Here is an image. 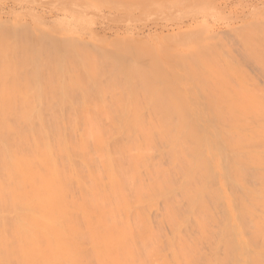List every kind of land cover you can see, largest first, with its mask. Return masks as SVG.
<instances>
[{"label": "bare ground", "instance_id": "6f19581e", "mask_svg": "<svg viewBox=\"0 0 264 264\" xmlns=\"http://www.w3.org/2000/svg\"><path fill=\"white\" fill-rule=\"evenodd\" d=\"M6 28L0 33V264H264V112L258 114L264 104L249 92L255 89L244 91L250 89L259 111L241 112L253 102H242L241 90L238 99L215 96L222 82L216 69L214 82L205 77L214 67L204 65L201 50H176L183 64L175 66L162 44H146L144 52L145 43L136 42L132 64L126 58L128 67L113 65L114 72L110 56L105 67L96 61L100 48L92 41L97 52L87 55L91 47L85 53L89 46L81 48L78 36L69 41L60 32L62 42L84 50L72 56L75 65L67 44H60L66 58L62 47L60 57L46 55L52 46L45 54L44 46L21 45L24 34L17 33L20 43L10 42ZM50 37L45 45L56 42ZM243 38L250 40L237 41ZM118 56L123 65L128 56ZM203 74L211 91L199 82ZM223 77L232 89V77L226 85ZM197 89L212 95L197 97Z\"/></svg>", "mask_w": 264, "mask_h": 264}, {"label": "rangeland", "instance_id": "374dc122", "mask_svg": "<svg viewBox=\"0 0 264 264\" xmlns=\"http://www.w3.org/2000/svg\"><path fill=\"white\" fill-rule=\"evenodd\" d=\"M139 1H137V0H126V1L125 0H122V1L121 0L120 1L119 0H111V1L110 0H97V1H93V0H0V20H5V22H4L5 24H6V21L9 20V22H12L11 23L12 25L10 23L9 24L7 23V24L11 25V28H13L12 30H10V28H6L7 24L5 27V25L3 26L4 23H2V24H0V33H1V31L3 33V29H5V28H6V30L9 29V31H7V32L9 33V36H11L13 34L12 35L13 38H12V36H11V39L9 36L7 37L6 33H5V36L8 40H10V42L11 41L17 42L16 39H18V38H20V36H22L20 34H24V36L21 37L23 42L20 43L19 41L21 39H18V44L19 43L21 45H23V44L28 45L29 44L28 46L32 47V48H37V47L39 48V47L44 46V48L43 49L41 48V49H42V52H45V54L48 51V50L44 51L46 47L48 49L52 48V50L50 49L51 51H48L50 53L47 52L46 55H48V54L50 55L51 53L53 55H55V53H56L60 57L61 53L64 52V54H63L64 58L67 57L74 64H75L76 59L72 56H74V54H76L78 57L79 51L84 52V50H86L85 51V53H86L88 51V49L91 47V45H93V44L94 45L92 47H95V49H96V46L98 48H100L98 52L96 51L98 49L95 50L98 53V54L95 53V57L97 58L96 61H98V58H99L100 59V65L102 64L101 66H104V67L106 65V64H104V62L106 63V59L109 56L111 57V55H110L111 52L113 53L112 56L114 54L119 55V56H121L122 54H124L122 56L127 55L128 57H125V58L123 57L124 58L123 65L121 62L122 59L117 60L115 58V55H114V57H112V58L109 57V59H107L108 64L112 63V64H110V66H112V68L114 69V72H115V67H116V69H118V67L119 68H122V67L127 68L129 65L132 64L131 63V61H132L131 56L133 55L132 51H134V49L136 48V46L134 47V44L136 45V42L145 43L142 46L143 47L142 51H144V49L147 48V47L144 48V45H146V44H148V46H150L149 49L150 48L156 49V48L160 47L159 44L160 45L162 44L163 49L165 51L167 49V51H166L168 53L167 57L168 58H169V56L172 57L171 60H173V64L175 66H180L181 64H183V63H181L182 58H181V60L178 58H175V57H177L174 54L176 50H179V49L181 50L182 48H184V49L191 48V49H194L196 51L201 50V51H197V52H198L199 57L203 56L204 60L203 59H201V60L203 61L204 65L208 69L210 66L214 67L213 71L208 70V71L204 72L206 74L205 77L206 78L209 77L210 80L212 79L211 80L212 82H214L216 79L218 81L222 82L221 85L216 84V87H217L216 90L222 91V93H221L222 95L221 94H217V95L215 94V96L224 97V94H225L227 96V98L233 100L234 99V98H232L233 96H235L238 99L239 97H237V95H239V94H237V93L242 92V94H240L242 96V99L240 98L242 100V102L244 99L248 100L250 102V99L253 98L252 96L256 97V95H259V98H257V97H256V99L254 98L256 100V103L258 104V106L261 107L262 104L259 100H261V101L263 100V104H264V99H262V98H264V95H262V93L264 94V76H263L264 75V73H263V69H264V65H263L264 64L263 63L264 62L263 61L264 56L263 55L264 54H262V53H264V49H263L264 48L263 47L264 46V44H263V42H264L263 41V39H264L263 38L264 37V30H263V28H264V26H263L264 25V0H162V1L161 0L160 1L159 0H156V1L155 0H152V1L151 0H146V1L142 0V3H141V1L140 2ZM84 3H86V4H84ZM92 3H94V5ZM93 6H95V7H93ZM109 19H110V21H108ZM10 20H12V21H10ZM23 23H25L26 25L28 24V25L26 26ZM20 24L21 25L23 24L22 26L25 30L24 32H22V30H21L20 31L21 33L19 32V29H20L19 27H22ZM248 24H250V26H248ZM261 25H262V27H261ZM1 26L5 27V28H1ZM14 26H16V27H14ZM256 26L258 27V29ZM26 28L28 29L27 31H26ZM235 28H236V30H235ZM254 28H255V30H253ZM16 29L18 32L17 31L15 32ZM66 29L69 30L70 33L65 32ZM39 30H40V32H39ZM239 30H241V31H239ZM251 30H253V31H251ZM259 30H260V32H259ZM12 31L14 33H12ZM30 31L32 32V35L34 36V38L32 35H30L31 34ZM238 31H239V33L240 32L241 33L238 34ZM256 31H258V32H256ZM27 32L28 33L30 32L27 35L28 37H26V38L30 37L29 38L30 42H29V39L28 40L24 39L25 34H27ZM55 32H57V33H55ZM60 32H63L62 34L66 33L65 37H67L68 40H69V38L75 39L77 36H78V38L80 37L79 39L81 40V42L83 40H85V43L83 44L84 41L82 43L79 42L78 38H76L77 42L80 45L81 44L84 46L87 45L89 47L87 49L83 50L81 48H84V46L81 45L82 46L81 47L79 45V47H81L80 48L81 50L79 49V51L76 52L77 47L76 48L73 47L74 48V50H73V48H71V46L72 45L77 46L78 43L74 42V43H76V44H74L72 42L73 41L72 40L70 43H73V44L70 46V43L68 45V43H65V41L62 42L61 39L63 40L64 35H62L63 36V38H62V36L60 35ZM222 32H224V34ZM15 33H17L16 37H18V38L14 37ZM220 33H222V34H220ZM39 34L42 37L39 36ZM225 34H227V35H225ZM251 34L252 35L254 34V36H256V37H253V38H255L256 45L254 44V41H253L254 39L250 38L252 36ZM3 35L4 34H2V35L0 34L1 37H3ZM35 35H37V39H39L38 38V36H39L41 38V40H43V41L41 42L40 39L39 40L36 39L34 41L35 45H33L32 41L35 39ZM215 35H216V37H215ZM218 35H220V36H218ZM241 35H242V37L245 36L246 38L248 37L250 39L249 40L247 38L249 40L248 42L246 41L248 43V45H247V43H245L244 38H243V41H239V42L237 41V40H242ZM44 36H46V37L49 36L48 39L51 38L50 36H54L52 38V40H54V38H55L56 42L53 41L54 43H53V45H51L52 42L50 41L51 43L48 42L49 46L47 44H46L47 45L46 46L45 43L47 42V38ZM257 36L262 38V39L258 38ZM56 37H57V39H59L58 40V46L59 47L57 46V48L55 47V45L57 44ZM60 37H61V39H60ZM219 37H220V39L222 38L221 39L222 41L218 39ZM14 38H15V40H13ZM32 38H33V40H32ZM43 38H46V39H43ZM257 39H259L260 41H258ZM117 40L120 43H118ZM126 40H129V41H127V43H128L127 47H126L127 43L125 42ZM218 40L221 41L220 42L221 47L219 46ZM37 41H38V45H37ZM91 41L93 42V44L91 43ZM257 41L263 44V46H262V44L260 45L263 50L258 45L260 43H258ZM66 42H68V41H66ZM124 42L126 43V45ZM61 43H63L64 46H66V44H67L68 47L70 46L69 47L70 49L69 48L68 49L69 50L72 49V51H75L76 53L74 52L73 55H70L69 54L70 51L68 50V52H69L68 54L71 56V58L66 56L65 53H67V48H66L67 46L65 47L66 49L64 48V46H61L65 50L62 52L61 51L62 48L60 47ZM113 43L116 44V46H118V47L120 46V48L112 47ZM130 43L133 44L132 45L133 47L130 46L132 48L129 47V45H131ZM227 43H231V45L227 44ZM249 44H251L252 46ZM141 45L142 44L140 43L138 46L141 48ZM50 46H52V47H50ZM230 46H232V48L233 47H235V48L232 49ZM250 46H251V49H248V50L244 49V48H249ZM254 46L256 47V49L259 46L258 50L261 53L260 57L262 58V61H259V62L256 61V60H261V59L258 58L259 57V51L258 50L256 51ZM92 47H91V49H92ZM124 47H126V48H124ZM162 47H160V48H162ZM227 47L230 48L231 51ZM53 48H55V50H57V51H55ZM111 48L115 51H113ZM238 48H239V50H236V52L237 51H239V52L237 54H235L234 50L238 49ZM91 49L87 52V55H90L89 52H92L94 50V49H92V50ZM106 49L109 50L108 51L109 54H105L104 50H106ZM220 49H221V51H218ZM224 49L226 51H224ZM53 50H54V53H53ZM101 50L103 51V53ZM110 50H112V51L110 52ZM125 50H128V52L126 51L127 54L125 53ZM249 50H251L252 53L255 52V53H253L254 56H252L253 54H250L251 51L249 53ZM261 50H262V52H261ZM60 51H61V53H59ZM95 51H93V52H95ZM118 51H119V53H118ZM140 51H141V49H140ZM222 51H224L226 53H224ZM227 51H229V52H227ZM247 51H248L249 55L247 54ZM144 52H147V51L145 50ZM232 52H233L234 56L231 54ZM243 52H245V53L243 54ZM257 52H258V55L256 56ZM85 53H84V55H85ZM106 53H107V51H106ZM93 54L91 53V55H93ZM226 54L228 57H226ZM238 54H240L239 57H237ZM241 54H243L245 57L243 56V58H241ZM63 55H62V57H63ZM80 55L84 56L82 53H80ZM139 55H141L140 59H143L145 57L143 54H139ZM145 55H147V54H145ZM100 56L102 57V59ZM103 56H104V58H103ZM249 56L251 58L252 57L253 58L251 59ZM137 57L139 58V56H137ZM72 58H74L75 60L73 59L74 60L73 61ZM93 58L94 57H92V59ZM114 58H115V60H114ZM126 58L128 61L130 60L129 64L127 63ZM79 59H81V64H82L83 60L80 56H79ZM216 59H218L220 62L219 61L217 62ZM221 59H223L222 61H226V63L228 62V65L224 64V62L222 63ZM240 59H243V60H240ZM116 60H117V63H115ZM125 60H126V63L128 66H125L126 65ZM144 60H141V61L146 62V65H147L148 60H145V61ZM183 60H184V58H183ZM189 60H190V58H189ZM236 60H237L236 64L239 66H237L235 64ZM247 60H249L250 62H247ZM141 61L139 60L137 62L138 65H141V64L145 65V63H143ZM243 61H244L245 65L247 63L249 65L247 64L245 67L243 64ZM252 61L254 63H252ZM255 61L257 62V64L255 63ZM98 62H96V63H98ZM118 62H119V64H118ZM231 62H233V63H231ZM260 62H261V64H260ZM75 65H77V64H75ZM78 65L80 66L79 63H78ZM113 65L114 66L116 65V66L114 67ZM220 65H221V69H220ZM250 65H251V67H250ZM256 65L258 67H254ZM259 65L260 66L263 65V66L259 67ZM217 66H219V67H217ZM222 66H223V68L225 67L224 72L226 71L229 74H226V72L225 73L222 72L223 71ZM227 66H228V68H227ZM247 66H249L250 68ZM242 67H245V68H242ZM112 68H110L111 70L110 69L109 70L111 71L112 74H114V72L112 71L113 70ZM235 68L236 69L238 68V69L236 70ZM241 68H242V70H241ZM252 68L253 69L255 68L254 70H256V71L260 69L259 72L261 74L259 72H256V71L254 72V70ZM215 69L218 73L216 79L213 78V76L215 77ZM109 70L107 71V69H106L105 71H103V73L106 74L107 72H109V74H110ZM243 70H245V71H243ZM261 70H262V72H261ZM237 72H238V76L236 75ZM240 73H242V74L244 73V74L242 75ZM112 74H110V75H112ZM224 74H226L228 76V78ZM107 75H104V78H106ZM232 75L233 76L236 75V76L233 77ZM240 75H242V76H240ZM223 76H225V78ZM203 77H204V74H203ZM205 77L202 78L201 81H199L201 84L203 83V81L206 80ZM222 77L225 80V85H226L227 81L232 77L230 79L231 82L228 81L227 84L232 83L231 87H232L233 91H235V92H233L229 86H227V85H226V87L224 86V84H223L224 81H223ZM237 77H239V78H237ZM243 77H245V79L247 81H245V79H242ZM246 77H248L249 80ZM108 78L110 79V77H108ZM209 78L206 81L207 83L204 82L205 84L203 83L204 85L202 84V86H204V88L207 87L205 90L208 89L209 91H211L210 87L212 85L206 86V84H209L208 81L210 82ZM250 78H251V80H250ZM255 78H256V80H255L256 82L254 83ZM226 79H227V81H226ZM238 80H240L241 83H239ZM237 81H238V83H237ZM248 81H250L251 83L250 82L248 83ZM262 83H263V85H262ZM255 84L256 85L260 84L259 85L260 87L254 86ZM244 85H247V86L245 87ZM224 88H228L226 90H228L229 93L226 92ZM238 88H239V90H238L239 92L236 90ZM247 88L255 89V91L254 90L249 91L250 89L247 90L250 93L252 92L253 95L251 94L252 95V96H250L251 98L249 97L250 93L247 91H244V89L246 90ZM259 88L261 89V91ZM213 90H214V87H213ZM240 90H241V92H240ZM194 91H195V89H194ZM197 91H199V90L197 89ZM199 92H201V91H199ZM244 92H246V93L243 94ZM257 92H259V94ZM248 93H249V95H247ZM194 94H197V93L195 92ZM199 94H202V97H207L211 93L208 94L206 91L205 92L203 91V93L202 92L198 93L197 97L202 98ZM188 95H192V94L189 93ZM244 95H246V97ZM261 95H262V97H261ZM243 96L245 98H243ZM254 99H251V101ZM257 99H259V100L257 101ZM239 100H235V101H237L236 102L237 105L242 103L241 101H240L241 103L238 102ZM245 100H244V102H246ZM235 101H233V102H234V105L236 106ZM254 102H253V104L258 109V106ZM245 104L243 103L242 105H245ZM251 104L252 103H248V105H250V106H251ZM255 106L253 108L250 107L251 109L249 107L247 108V106H241L242 108L246 107L247 109L244 108V109H242V111L241 110L240 111L241 112H246V111L248 112V109H249L250 113H252L251 110L253 112L256 111L255 113H257V111H259L260 108L258 110H253L255 108ZM241 107H240V109H241ZM262 107L264 108V105H262ZM263 108L261 109L262 111L260 110L261 112H258V114L264 112Z\"/></svg>", "mask_w": 264, "mask_h": 264}]
</instances>
